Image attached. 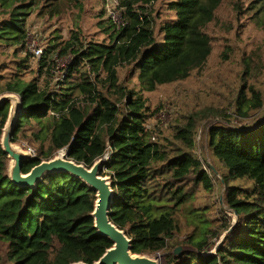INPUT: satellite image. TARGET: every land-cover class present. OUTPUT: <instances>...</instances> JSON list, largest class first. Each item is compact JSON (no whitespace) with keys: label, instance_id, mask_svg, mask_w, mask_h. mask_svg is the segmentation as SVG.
Returning a JSON list of instances; mask_svg holds the SVG:
<instances>
[{"label":"trees","instance_id":"trees-1","mask_svg":"<svg viewBox=\"0 0 264 264\" xmlns=\"http://www.w3.org/2000/svg\"><path fill=\"white\" fill-rule=\"evenodd\" d=\"M62 1L0 0V48L18 58L9 77L0 70V96H20L13 142L36 152L22 171L61 149L88 167L109 153L102 175L113 180L111 220L132 239V252L163 251L167 264H264V87L254 81L263 76L260 49L243 52L224 110L182 114L166 130L150 123L157 110L144 95L205 66L216 38L211 27L225 0H166L173 15L157 29L158 0H118L119 28L104 7L100 33L71 28L67 38H50L36 57L29 20L34 13L59 15ZM231 1L240 20L264 28V0ZM57 57H73L63 76ZM122 66L135 74L133 86L120 80ZM9 108L0 104V264L94 263L113 244L94 226L96 191L66 172L47 174L35 188L15 184L1 145ZM210 116L236 117L238 124L211 125L199 146L198 125ZM199 148L209 151L212 164ZM217 184L225 187L219 223L209 219V204L195 205L200 191L215 194ZM224 206L236 213L235 222ZM222 235L216 246L212 239Z\"/></svg>","mask_w":264,"mask_h":264},{"label":"rangeland","instance_id":"rangeland-1","mask_svg":"<svg viewBox=\"0 0 264 264\" xmlns=\"http://www.w3.org/2000/svg\"><path fill=\"white\" fill-rule=\"evenodd\" d=\"M165 1L158 0L154 3L156 29L162 21L173 15V12H170L165 6ZM104 7L107 8V0L106 2L104 0H83L82 3H78L77 0H63L59 15L51 17L49 14L34 13L29 20V49L32 51L33 44H38L43 49L50 38L55 35H60L62 39L67 38L70 29L78 26L82 28L86 35L100 33L101 30L98 24L100 17L98 15ZM157 11H159L158 14ZM217 15L219 22L211 27L216 37L213 41V52L205 66L193 71L189 78L185 80L161 85L151 92H144V95L149 99L148 103L152 110H157L156 115L151 119V124L156 123L166 129L171 123L175 122L176 117L182 114L189 115L191 111H199L208 107L226 109L229 92L238 85L240 71L243 68V52L250 53L253 48L257 51L260 49L259 52L264 56V28L251 23L246 17L240 20L232 8L231 0L224 1ZM227 45H230L231 49L225 55L224 51L228 49ZM72 58L57 57V64L60 67L57 75L63 74L64 70L62 69ZM17 60L18 58H15L10 50L0 48V70L6 77H9L15 71ZM130 69L129 66L119 67V76L121 81L128 86H133L134 81H136L134 80L135 74L133 75ZM262 69L263 76L260 80L254 81L264 87V67ZM219 122L233 125L238 124V119L235 117L232 122L228 120L220 121L217 117L212 116L202 119L196 133L197 145L200 146V142L204 139L205 129L207 132L211 125ZM166 133H169V131H166ZM18 143L24 150L32 151L25 142ZM197 152L205 159L206 164H212L213 157L209 151L204 152L199 148ZM224 191L225 187L222 188L219 184H217L216 195L200 191L198 200L195 203L197 207L209 204L210 210L207 215L215 223L220 222V215H222V212L218 210V202H220V198L222 200ZM224 207L226 209L225 214L232 217L235 222L236 214L226 206ZM190 229L191 227L187 230ZM223 237L224 235L219 240L213 238L212 242L219 246ZM216 246L212 250L213 252L217 250ZM158 254L160 258L164 255L163 251L158 252ZM161 264L167 263L163 259Z\"/></svg>","mask_w":264,"mask_h":264},{"label":"water","instance_id":"water-1","mask_svg":"<svg viewBox=\"0 0 264 264\" xmlns=\"http://www.w3.org/2000/svg\"><path fill=\"white\" fill-rule=\"evenodd\" d=\"M10 103L8 119L3 128L1 145L9 157L8 175L17 185L35 188L47 174L66 172L81 179L96 191V200L92 216L97 232L108 237L112 246L92 264H161L160 255L132 252V239L127 232L111 220V207L115 199L113 180L110 175H102L109 155L98 158L91 167L79 163L68 156V149H61L54 157L42 160L28 173L22 171L23 163L32 158L29 150H24L18 142H13L14 125L20 115L22 100L16 93H5L0 96V104ZM63 151V152H62ZM35 157V156H34ZM236 214V213H235ZM181 247L175 249L176 253ZM71 264H89L77 261Z\"/></svg>","mask_w":264,"mask_h":264},{"label":"built area","instance_id":"built-area-1","mask_svg":"<svg viewBox=\"0 0 264 264\" xmlns=\"http://www.w3.org/2000/svg\"><path fill=\"white\" fill-rule=\"evenodd\" d=\"M118 5H119L118 0H107L106 11H107V16L110 17L119 28L121 25V15H120V10L118 8ZM32 52L34 53L36 57H40L43 52V49L38 44H33ZM31 150H32L31 151L32 156L34 157L36 155V152L33 149ZM106 155H109V153H107Z\"/></svg>","mask_w":264,"mask_h":264},{"label":"bare ground","instance_id":"bare-ground-1","mask_svg":"<svg viewBox=\"0 0 264 264\" xmlns=\"http://www.w3.org/2000/svg\"><path fill=\"white\" fill-rule=\"evenodd\" d=\"M63 152V151H62Z\"/></svg>","mask_w":264,"mask_h":264}]
</instances>
